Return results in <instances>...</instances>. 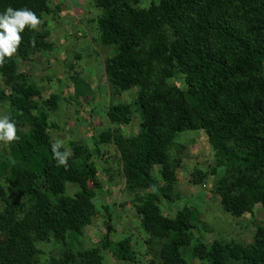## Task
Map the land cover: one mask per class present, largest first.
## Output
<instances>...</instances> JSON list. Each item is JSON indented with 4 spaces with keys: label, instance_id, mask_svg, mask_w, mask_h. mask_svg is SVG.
Segmentation results:
<instances>
[{
    "label": "trees",
    "instance_id": "trees-1",
    "mask_svg": "<svg viewBox=\"0 0 264 264\" xmlns=\"http://www.w3.org/2000/svg\"><path fill=\"white\" fill-rule=\"evenodd\" d=\"M94 2L105 11L93 19L100 41L115 46L105 65L108 83L114 96L138 88L139 131L125 135L121 127L131 123L132 107L111 103L110 126L92 138L93 146L72 142L69 167H58L49 129L57 128L51 115L61 98L52 94L37 100L41 90L18 66V59L51 45L45 33L26 27L18 51L0 67L10 89H0V103L10 106L20 137L10 145L9 157L0 159V264H104V249L118 260H136L129 237L75 248L98 213L94 200L103 185L96 158L112 144L127 187L147 190L137 195L136 210L148 243L157 240L161 246L160 264H188L182 249L195 237V212L169 217L160 206L178 181L181 159L170 154L174 147L185 148L175 143L178 133L207 135L215 153L213 172L224 169L215 192L226 212L242 217L257 204L264 207V0H159L149 7H140V0ZM9 6L30 9L40 19L50 9L48 0H0V14ZM177 77L185 89L172 83ZM88 90L75 89L78 96ZM203 176L194 174L192 183ZM69 184L79 187L73 196L67 194ZM49 240L62 243L64 251L41 261L36 244ZM192 257L210 264H264V226L249 245L199 241Z\"/></svg>",
    "mask_w": 264,
    "mask_h": 264
},
{
    "label": "rangeland",
    "instance_id": "rangeland-1",
    "mask_svg": "<svg viewBox=\"0 0 264 264\" xmlns=\"http://www.w3.org/2000/svg\"><path fill=\"white\" fill-rule=\"evenodd\" d=\"M158 1L140 0L139 6L149 7ZM48 5L50 9L41 18L39 32L45 33L51 48L29 59H18V66L19 71L41 90L37 100L42 102L52 94L61 98L58 111L51 115L52 123L57 125V128L49 129L52 141L62 140L68 149L74 141L84 140L93 146L92 138L102 128L110 126L106 113L111 103L131 105L133 119L130 124L122 126L121 131L127 136L137 134L141 121L136 104L138 88L114 96L105 73L107 58L115 53V46L104 45L100 41L97 23L93 21L105 11L96 7L94 0H48ZM172 83L185 89L182 77H177ZM75 87L77 93L83 89L86 92L90 90L88 94L78 96ZM4 88L10 92L0 76V89ZM9 113L10 106L0 103V116ZM175 143L185 146L174 147L170 151L172 158L181 159L178 181L171 190V198H162L160 206L164 215L169 217H175L180 211L197 215V219L192 221L195 236L192 244L182 249L188 264H210L192 257V248L199 241L208 245L216 240L244 245L253 243L257 228L264 226V207L257 204L253 213L242 217H235L224 210L221 197L215 192L224 169L213 172L215 153L204 131L178 133ZM104 150V156L96 158L98 179L103 185L96 190L94 200L98 213L79 237L80 242L75 241V248L83 250L101 245L106 237L113 241L129 237L136 260H118L104 249V264H160L157 254L161 246L157 240L153 244L148 243L150 235L144 230L142 217L136 210L137 195H145L147 190L138 193L130 190L122 176L123 166L116 146L112 144ZM9 151L10 145L0 144V159L9 157ZM154 174L159 177L160 167L154 168ZM194 174H205L202 182L192 183ZM78 190L79 187L69 184L67 194L73 196ZM36 245L41 252V261L60 256L64 251V245L55 240ZM228 264H242V261L231 260Z\"/></svg>",
    "mask_w": 264,
    "mask_h": 264
},
{
    "label": "clouds",
    "instance_id": "clouds-1",
    "mask_svg": "<svg viewBox=\"0 0 264 264\" xmlns=\"http://www.w3.org/2000/svg\"><path fill=\"white\" fill-rule=\"evenodd\" d=\"M41 24L42 20L36 13L27 8L13 9L9 6L3 14H0V67L6 63V58L10 60L18 51L22 42L21 33L25 28L39 31ZM17 131L16 122L10 115L0 116V144L9 146L19 141ZM51 151L56 165L67 169L72 152L65 147L64 141L57 140L53 143Z\"/></svg>",
    "mask_w": 264,
    "mask_h": 264
}]
</instances>
